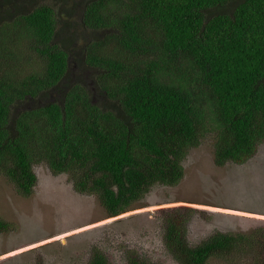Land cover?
<instances>
[{"label": "trees", "instance_id": "trees-1", "mask_svg": "<svg viewBox=\"0 0 264 264\" xmlns=\"http://www.w3.org/2000/svg\"><path fill=\"white\" fill-rule=\"evenodd\" d=\"M32 59L42 69L23 67ZM210 135L219 167L264 144V0H0V177L22 198L45 162L120 217L154 186L180 184L188 153ZM200 212L160 210L177 264L257 247L264 256L263 231L191 245ZM13 228L0 216V234ZM89 257L115 264L98 245ZM127 260L159 264L135 251Z\"/></svg>", "mask_w": 264, "mask_h": 264}, {"label": "rangeland", "instance_id": "rangeland-1", "mask_svg": "<svg viewBox=\"0 0 264 264\" xmlns=\"http://www.w3.org/2000/svg\"><path fill=\"white\" fill-rule=\"evenodd\" d=\"M26 62L28 72L42 69L33 59ZM100 100L96 92L95 101ZM214 156L213 136H206L185 158L180 184L154 186L140 209L111 219L96 196L77 193L67 175H53L45 162L34 165L38 184L30 198L19 196L14 184L0 177V216L14 226L0 234V264H88L93 245L104 247L115 264H127L132 251L159 264H177L160 238V210L180 206L201 211L188 225L191 245L217 232L264 233V144L242 165L219 167ZM259 250L209 264H261L264 260L256 263L264 257Z\"/></svg>", "mask_w": 264, "mask_h": 264}]
</instances>
